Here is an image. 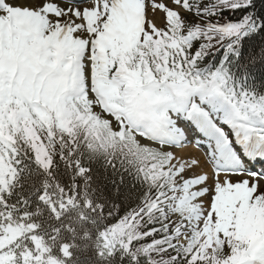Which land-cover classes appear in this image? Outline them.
<instances>
[{
  "label": "snow or ice",
  "instance_id": "obj_1",
  "mask_svg": "<svg viewBox=\"0 0 264 264\" xmlns=\"http://www.w3.org/2000/svg\"><path fill=\"white\" fill-rule=\"evenodd\" d=\"M0 264H264V0H0Z\"/></svg>",
  "mask_w": 264,
  "mask_h": 264
},
{
  "label": "bare ground",
  "instance_id": "obj_2",
  "mask_svg": "<svg viewBox=\"0 0 264 264\" xmlns=\"http://www.w3.org/2000/svg\"><path fill=\"white\" fill-rule=\"evenodd\" d=\"M184 151L191 152L193 154L199 155V153L196 150L192 149V148H186V149H184Z\"/></svg>",
  "mask_w": 264,
  "mask_h": 264
}]
</instances>
